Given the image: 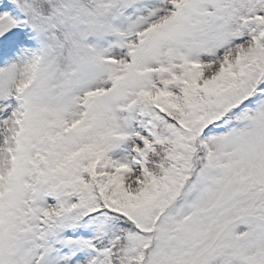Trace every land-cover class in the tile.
<instances>
[{
  "label": "snow or ice",
  "instance_id": "obj_1",
  "mask_svg": "<svg viewBox=\"0 0 264 264\" xmlns=\"http://www.w3.org/2000/svg\"><path fill=\"white\" fill-rule=\"evenodd\" d=\"M0 264H264V0H0Z\"/></svg>",
  "mask_w": 264,
  "mask_h": 264
}]
</instances>
